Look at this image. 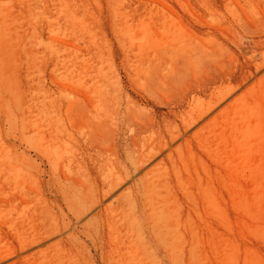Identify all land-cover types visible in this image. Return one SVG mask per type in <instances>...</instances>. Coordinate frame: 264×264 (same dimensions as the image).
Masks as SVG:
<instances>
[{"label": "bare ground", "instance_id": "bare-ground-1", "mask_svg": "<svg viewBox=\"0 0 264 264\" xmlns=\"http://www.w3.org/2000/svg\"><path fill=\"white\" fill-rule=\"evenodd\" d=\"M244 24L233 17L228 32L179 33L162 65L128 66L140 98L103 78L92 98L64 90L30 115L19 138L39 161L0 175V264H76L83 239L108 240L124 260L145 229L182 264L192 250L181 225L197 236L193 212L214 195L226 191L235 214L263 207L264 40L253 33L245 52Z\"/></svg>", "mask_w": 264, "mask_h": 264}, {"label": "rangeland", "instance_id": "rangeland-1", "mask_svg": "<svg viewBox=\"0 0 264 264\" xmlns=\"http://www.w3.org/2000/svg\"><path fill=\"white\" fill-rule=\"evenodd\" d=\"M238 1L0 0V175L21 161H39L38 150L21 141L19 134L30 115H44L41 110L48 109L51 98L64 90L69 97H82L103 78H118L127 92L140 98L142 90L130 83L126 68L162 65L179 33L228 32L236 17L245 20L239 45L251 53L253 33L264 40V0ZM211 69L213 74L219 71L214 65ZM42 133L48 137L50 130L44 127ZM213 198L201 216L193 212L197 236L181 225L192 250L181 255V263L264 264V206L235 214L226 191ZM211 229L220 237L209 236ZM82 242L76 264H173L164 245L154 242L146 229L130 247L124 246V260L110 254L108 240L103 248L90 240ZM35 264L54 263L40 259Z\"/></svg>", "mask_w": 264, "mask_h": 264}]
</instances>
